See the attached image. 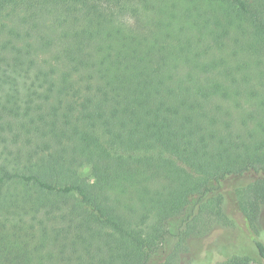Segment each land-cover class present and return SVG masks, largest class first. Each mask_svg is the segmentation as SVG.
I'll list each match as a JSON object with an SVG mask.
<instances>
[{"label":"trees","instance_id":"trees-1","mask_svg":"<svg viewBox=\"0 0 264 264\" xmlns=\"http://www.w3.org/2000/svg\"><path fill=\"white\" fill-rule=\"evenodd\" d=\"M0 22V264H190L216 223L264 264V0H0Z\"/></svg>","mask_w":264,"mask_h":264},{"label":"rangeland","instance_id":"rangeland-1","mask_svg":"<svg viewBox=\"0 0 264 264\" xmlns=\"http://www.w3.org/2000/svg\"><path fill=\"white\" fill-rule=\"evenodd\" d=\"M17 10L18 8H14L11 16L15 20ZM3 14L5 13L3 12ZM2 20H8L7 22L11 23L9 17H4ZM97 161L100 165L105 163V155L101 149L97 150ZM90 173V167H85L81 174L86 175L88 180L93 182ZM261 223L264 228V205L262 206ZM177 229V224L170 225L166 243L173 244L176 232H178ZM247 233L248 231L243 225L230 226L216 223L209 232L188 237V251L180 256L181 261L190 264H214L232 254H242L248 256H243L244 264H263L259 260L254 243Z\"/></svg>","mask_w":264,"mask_h":264}]
</instances>
